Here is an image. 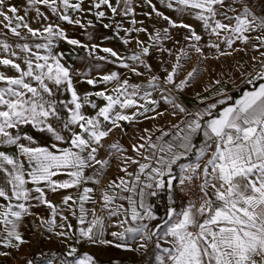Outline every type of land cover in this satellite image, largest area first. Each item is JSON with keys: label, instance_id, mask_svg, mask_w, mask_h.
I'll return each mask as SVG.
<instances>
[{"label": "snow or ice", "instance_id": "6c2138e0", "mask_svg": "<svg viewBox=\"0 0 264 264\" xmlns=\"http://www.w3.org/2000/svg\"><path fill=\"white\" fill-rule=\"evenodd\" d=\"M145 3L171 28L187 30L185 41H193L189 48L204 60L209 58L205 48L215 50L217 55L213 58L219 60L232 55L222 44L233 51L245 50L234 48L236 42L250 45L259 55L250 58L252 72L241 71L240 77L241 84L251 87L234 84L240 90L234 99L222 86L226 82L218 77L203 92L221 87L211 96L196 92V100L203 107L190 111L180 96L197 79L200 70L193 67L183 79H178L183 68L181 60L189 56L182 47L171 71L165 68L163 79L153 73L147 85L130 83L127 78L121 80L115 71L98 78L77 73L93 87L113 85L111 91L105 87L81 96L73 84V71L61 62L63 54H53L55 40L63 39L70 45L86 48L89 56L99 50L114 58L109 62H118L120 67L142 76L144 73L139 68L151 72L147 62L150 49L162 39H170L169 28H163L162 33L157 30L154 37L150 34L153 41L150 45L137 39L139 51L122 57L112 48L70 39L58 25L33 29L25 16L19 15L16 6L0 0V17L7 22L4 27L17 37H21L20 29H26L32 37L46 41L36 43L35 49L47 51L41 55L28 43L16 45L28 54L23 61L26 67L22 68L16 62L17 52L7 42L0 41V49L8 53L0 58V65L10 66L18 73L7 76L0 72L3 84L0 146H14L17 152L13 155L0 151V245L18 250L29 243L20 229L24 219L33 216L64 245V251L59 255L52 253L47 264H53L54 260L58 264H99L94 255L81 253L79 246L85 243L112 246L141 256L148 254L150 248L158 249L162 254L154 257L155 264H264V51L261 50L264 49V6L257 13L252 0H161L169 9L175 6L178 13L196 10L195 19L202 22L210 37H216L201 47L203 36L191 25L171 19L152 0ZM28 4H42L57 13L59 19L84 27L80 20H72L67 14L69 9L82 11V0L81 3L28 0ZM102 7L110 10L109 19L113 20L117 35L123 25L114 18L135 15L133 0H115V4L112 0H93L91 8L96 9L94 15L101 23L106 16ZM137 23L143 21L131 20L132 25ZM103 27L112 28L113 23ZM123 30L147 32L145 27ZM123 43L127 45L130 41L123 39ZM160 50L172 55L170 49ZM96 59L107 61L108 56H96ZM129 60L133 64L127 63ZM156 91L158 99L153 98ZM66 95L70 98L65 99ZM93 96L103 100V106L92 100ZM161 101L168 106L165 111L158 110ZM85 106L96 110L95 114H86ZM166 112L173 118H182L170 123L167 130L156 128L160 135L155 139L151 130L143 129L146 135H140L139 141L130 145L134 156L118 140L105 144L117 129L122 135L127 134L125 122L135 125L143 120H156ZM24 126L46 133L52 143L41 146L32 135L22 132ZM197 136H202L198 145L194 142ZM101 150L107 152V158H98ZM112 157L120 160L119 170L124 175L109 181L101 190L98 214L95 207H85L86 203H97L90 195L94 188L83 185L90 181L99 184ZM133 165L135 169L129 171ZM88 169L92 170L91 175L86 173ZM61 175L67 179H54ZM70 189H76L79 194L63 195L60 205L48 198L50 193ZM161 192L167 194L163 219L150 201ZM178 199L185 202L177 205ZM40 205L47 207L49 217L37 216L32 211ZM70 217L75 218V226ZM109 227L119 230L109 232ZM10 255L0 251V256ZM26 264H34V260L29 259ZM141 264L145 262L141 260Z\"/></svg>", "mask_w": 264, "mask_h": 264}, {"label": "crops", "instance_id": "0c3cea01", "mask_svg": "<svg viewBox=\"0 0 264 264\" xmlns=\"http://www.w3.org/2000/svg\"><path fill=\"white\" fill-rule=\"evenodd\" d=\"M71 3H81V0H70ZM9 4L16 6L20 11L19 15L21 13V2L20 0H14L8 1ZM93 3V0H82V11H75L69 9L67 14L70 16L72 20H80L81 24L84 25V27H81L80 25H77L75 23L69 24L67 21L59 19V15L57 13L51 12L50 16L54 20H56L60 25V28L63 29L70 39H77L82 44L91 46L92 44L100 45L101 48L103 47H109L115 50L120 56L122 57H128L132 55L134 52L139 51L136 40L139 39L144 42V44L150 45L153 43L152 40L149 39V35L151 34L153 37L156 34L157 30H160V28L163 30V28L168 27L171 28L162 18L157 17L154 12H152V8L150 5L145 3V0H133V7L135 11V15L132 16L131 14L127 17H122L120 15H117L114 18V21L121 22L123 25V28L119 32V35H117L115 31V24L113 20H110L109 17H111V12L106 7H102L101 10H104L106 12L105 18H103V22L101 23L100 20L96 18L94 15L96 9L91 8V5ZM112 3L115 4V0H112ZM152 4L156 6V8L163 12L165 15L169 16L171 19L175 20L176 22H183L185 24H189L193 27H196L198 25H202V22H199L194 17V12L196 10H187L184 13H178L175 11V6L172 9H169L166 7L164 3H161V0H152ZM30 6V5H29ZM28 6V8H29ZM91 8V11L89 9ZM51 9V8H50ZM52 10V9H51ZM6 11V9H5ZM37 11V9L35 10ZM63 8H60V12L63 13ZM145 13H151V15H145ZM10 15V13H9ZM1 19L3 17H0ZM139 21H143V24L137 23L136 25L131 24L132 19ZM88 21H92V24L89 25ZM106 23H113L112 28H104L103 24ZM139 28V27H145L147 28V32H131L127 33L123 29L127 28ZM161 30V33H162ZM123 39H129V44H124ZM57 43L59 44V47L61 49H67L68 54L65 56L63 54V60L67 58L68 60V67L73 71V84L78 91V93L83 96L84 93L87 92H95L103 90L105 87L111 91L113 85L109 84L107 86L103 84H98L95 87L92 85H89L85 82V77L83 75L77 74V73H87L89 78H98L102 75L109 74L113 71L117 72L120 75L121 80L127 78L130 83H137V84H143L147 85L148 80L150 79L151 75L158 74L159 70L157 68V65L154 60L157 58L154 54L155 46L150 49V58L147 60V62L151 65V72L144 69L143 67H140L139 70L144 73L142 76H137L134 73L130 72L126 68H122L119 66V63H111L109 61L113 60L111 56H109L106 53H103L99 50L92 55L89 56L88 49L82 48L79 46H73L68 44L63 39H57ZM162 41V40H161ZM160 41V42H161ZM159 43V42H157ZM62 50V51H63ZM96 56H108L107 61H101L96 59ZM129 64H133L132 61H127ZM259 65H257L258 67ZM242 88H248L251 86L247 85H241ZM233 98H238L240 95V90L236 89L231 94ZM92 100H94L98 105L103 106L104 101L96 98L95 96L91 97ZM88 106H85L86 108ZM198 107H203V105H199L198 101L193 104H188V108L190 111H195ZM90 108V107H89ZM98 110V109H97ZM96 110H93L91 112V115L95 114ZM132 110H129V112ZM153 115V114H152ZM182 117H175L173 118L168 113H165L163 117L157 118L156 120H143L142 123L135 124V125H129L126 122L124 123V128L126 130V135H122L120 130L117 129L114 133L110 134V137L105 140V144L112 143L115 141H119L125 148L129 149L128 154L129 155H135V153H132L130 150V145L132 143L139 141L140 135H146V133L143 132V129L147 128L151 130L154 135L153 139H155V136L160 135L159 132L155 131L158 127H163L165 130L168 129L170 123H177L179 119ZM142 119V118H140ZM152 124V125H151ZM202 140V136H197L194 138V142L198 145L200 141ZM45 145L47 143L43 141ZM108 154L106 151L101 150L99 153L98 158H107ZM187 162V161H184ZM120 160L116 159L115 157H112L110 166L107 168V170L104 172V174L100 177V183L95 184L93 182H88L87 184L83 185V187H92L94 188V200L97 201L96 204L93 205V207L96 208V210H100V194L101 190L105 188L109 181L115 180L117 176H123L124 173L119 170ZM96 167H99L98 165ZM135 165H133L131 168H129V171H132L135 169ZM178 173V168L176 169ZM86 173L91 175L92 170L88 169L86 170ZM61 178H63V175H61ZM118 182V181H117ZM127 195V193H125ZM150 201L154 203V207L159 209L157 215L163 219L164 218V211H165V205L167 204V194L165 192H161L158 197L150 198ZM121 201H118V203ZM125 205L127 206V202L124 201ZM115 220V218H113ZM109 223V222H106ZM153 223H156L155 221ZM134 226V225H133ZM119 230L114 227H109L108 231H115ZM109 239H112V237L109 235ZM108 249L110 251V258L119 261L120 263H129V264H141V260L145 262V264H155L154 257L156 255H161V251L158 249L150 248V251L148 254L141 256L139 253L135 252H128L122 249H117L112 246H108Z\"/></svg>", "mask_w": 264, "mask_h": 264}, {"label": "rangeland", "instance_id": "374dc122", "mask_svg": "<svg viewBox=\"0 0 264 264\" xmlns=\"http://www.w3.org/2000/svg\"><path fill=\"white\" fill-rule=\"evenodd\" d=\"M8 1L13 2L14 0H7V2ZM20 2H21L20 15L25 16L26 21L33 29L42 30L48 24L58 25V26L60 25L56 20L51 18L50 14L52 10L49 7H46L42 4L29 6L28 0H20ZM261 6H264V0H252V7L257 13L260 12ZM37 8L39 9V12L35 11ZM26 11H27V15H26ZM229 14L234 15V13H229ZM5 23L7 22L4 21L3 18L2 19L0 18V41L7 42L9 45H11V50L17 52L19 59H17L16 62L20 63L22 68L26 67L23 61L25 56L28 54L21 52L20 49L16 47V45L28 43L30 46H33L32 47L33 51H39L41 55L47 54L46 50L44 49L37 50L34 47L36 43L46 42L42 38L32 37L29 33H27L26 29H20L21 37L14 36L8 28L4 27ZM193 28L196 30L198 34L203 36V40L199 42L201 47H204V45L210 39L214 41L216 40V37L214 36L210 37L205 32L202 25H198ZM161 30L162 29L160 28V31ZM185 35H187V30L183 28H169L170 39H162L161 42L155 44L154 54L155 56H157V58H155L152 61L155 62L159 70L157 75L163 79L166 76L165 68L168 71H171L172 65L176 63V56L179 54L180 49L183 47L186 51L189 52V56L184 57L181 60V64L183 65V68L178 74V79H183L187 75V73L192 70L193 67L198 68L200 70V74L197 77V79L188 88H186L184 93L180 96L181 101L185 104L186 107H188V104H193L197 102L195 96L196 92H201V94L205 96H211L218 87H221V86H214L210 92H203V88L206 85H208L210 81L215 80L218 77L221 78L222 81L226 82L222 86L225 87V90L230 95L233 91L236 90L234 84H241L240 72L241 71H245V73L252 72L253 69L250 66L251 65L250 58L252 56L259 55L257 52H254L251 49L250 45L246 47L242 43L236 42L234 48H241L245 50L233 51L232 49H227L226 45L222 44L221 47L225 51H232V55L224 56L221 57L219 60H216L213 58L215 55H217L215 50H209L205 48V52L209 58L207 60H204L189 48V45L194 42L185 41L184 39ZM177 41L179 43H177ZM161 48L170 49L172 55L170 56L166 51H161L160 50ZM62 50L63 49L59 47V44L55 40L54 47L52 49L53 54H65V56H67L68 54L67 49L65 48L63 51ZM261 50L264 51V49ZM6 56H8V53H5L2 49H0V58ZM12 58L16 59L15 57ZM61 62L64 63L65 66H68L67 58H65V60L62 59ZM0 72H3L7 76L18 75L15 69L11 68L10 66L0 65ZM0 86H3L2 82H0ZM161 86L163 87V85ZM64 98L69 99L70 95H66ZM153 98L154 99L159 98L158 91L153 92ZM166 108H168V106L163 101H161L158 110L165 111ZM83 111L86 114L91 115L93 109L86 107L83 109ZM152 114L153 113H149V115ZM22 132H26L29 135H32L36 140V142L41 146H47L52 143L50 136H48L46 133L37 132L31 126H24L22 128ZM43 141H45L47 145L43 144L44 143ZM22 142L27 143V141H22ZM0 151H5L13 155L17 154L16 148L14 146H0ZM54 179L63 180V179H67V176L63 175V178H61V176H58V177H54ZM29 187H31V185H29ZM68 193H71L74 197H76L79 194L76 189H70L67 191L61 190L58 193H54V194L50 193L48 198L53 203L60 205L62 196ZM90 195H92L94 199L93 194L91 193ZM93 205L94 204L89 202L85 204V207L91 209L93 208ZM32 211L35 212L37 216L40 217L50 216L49 210L47 209L46 206L43 205L34 207ZM99 212L100 210L97 211L98 214ZM70 221L74 226L76 225L75 218L70 217ZM20 230L23 233L24 238L27 241H29V243L22 245L18 250L5 248L2 245H0V251H7L11 253L10 256H0V264H26V261L29 259H33L34 264H47V259L52 257V253H57L59 255L64 251V245L60 242V240L57 239L55 236H53L51 233L47 232L44 227L40 226V220L36 219V217L33 216L26 217L23 221V225ZM107 238L109 239V235L107 236ZM79 247L81 253L87 251L90 254L94 255L97 261L99 262V264H113V261H117L115 260V258L113 259L110 258V251L108 249V246L89 245L85 243ZM53 264H58V261L54 260ZM120 264H129V263H120Z\"/></svg>", "mask_w": 264, "mask_h": 264}, {"label": "built area", "instance_id": "2783aa9c", "mask_svg": "<svg viewBox=\"0 0 264 264\" xmlns=\"http://www.w3.org/2000/svg\"><path fill=\"white\" fill-rule=\"evenodd\" d=\"M184 202H185L184 200H180V199H178V200L176 201L177 205H182Z\"/></svg>", "mask_w": 264, "mask_h": 264}]
</instances>
